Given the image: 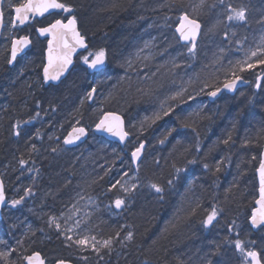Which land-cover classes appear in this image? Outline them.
<instances>
[{"label": "trees", "instance_id": "16d2710c", "mask_svg": "<svg viewBox=\"0 0 264 264\" xmlns=\"http://www.w3.org/2000/svg\"><path fill=\"white\" fill-rule=\"evenodd\" d=\"M59 2L75 9L79 30L86 38L90 50H94L101 43H106L103 49L108 59V67L104 73L90 76L77 60L73 73L60 86L45 89L40 82L39 91L48 97L50 111L44 113L38 105L33 104L30 106L29 118L25 119L19 116L24 97L21 96L18 88L21 80L23 82L32 75L33 71H41L45 47L40 46L41 42L35 43L28 55H32L30 61L24 63L25 60H19L11 69L7 67L8 50H0V173L6 166H15L17 163L19 164L17 168L25 164L27 166L26 148L29 144L37 146V152L42 150L44 137L41 133L44 130H38V126L35 125L43 114L48 115L47 121L52 122V126L56 128L58 136L56 140L59 141V146H62L64 137L73 126L92 128L104 113L121 114L127 132L131 135L130 144L134 143L135 135L128 127L130 118L136 116L141 118V114L148 106L147 97H141L132 86L128 88L120 85L118 89L112 91L113 97L105 101V92H108V89H101L100 82L105 77L116 83V79L120 80L132 73L126 70L128 64L123 63L124 60L130 62L131 56L137 51L138 47L134 48L136 46L134 43L139 38V25L155 19L161 22L163 27L172 29L176 26L179 17L187 13L196 17L206 30L208 25L217 23L216 14L220 13L222 16L220 22L222 28L220 32H215L212 49L204 51L198 48L194 56L188 52V49L177 56L178 48H184L176 43L172 30L167 31V41L172 48L163 50L161 55L158 53L157 61L161 60L162 64L166 65L167 72L169 71L172 77L178 72L179 74L185 72L186 79L189 77L194 79L192 90H188L185 97L198 93L205 84L213 86L206 91L213 90L215 86L222 88V82L230 65L227 60L245 51L250 38L255 37L258 27L264 26L262 23L264 0H224L223 4L218 3V0H206L203 8L200 7V0H178L175 4L172 0H59ZM154 5H157L160 11L149 13L152 12ZM228 5L235 8L244 7L247 21L228 22L226 19ZM194 10L203 13L196 15ZM52 20L35 23V26L45 27ZM135 26L137 30H134ZM17 36L14 34L13 37ZM36 46L41 49L38 54H36ZM222 50H227L226 53H222L224 60L222 59L219 64L211 65L212 54ZM164 71L161 63L159 67L144 69L147 79L150 80V86L144 92L151 90L149 102L154 103L156 112L161 111V105L165 108L171 105L174 111L155 124L150 123L143 131L142 139L138 140L146 144L141 164L144 168L141 169L140 166L139 171L136 172L138 180L142 182L141 193L134 192L129 197L118 194L122 180L134 173L130 161L131 149L127 147L122 150L98 138L95 139L96 145L90 144L89 141L80 149L69 152L72 154L83 148L89 149L86 171L83 172L79 166L72 164L69 157L62 159L64 166L60 167V172L52 173L54 169L48 171L47 184L54 197L48 198L40 209V212L47 215L42 218L37 216L21 218V220L26 219V222L20 227L30 224V229L35 230L34 235H31V231L23 236L22 228L18 229L21 236L17 234L14 230L15 224H7L3 214V219L0 221V241H3L0 243V252H7L10 255L7 261L0 258V264H9V262L24 264L23 257L33 253H39L47 264H55L59 261L70 264H94L83 261L84 258H92V256H80L75 248L67 247L47 226L50 217H58L69 208L72 201L71 194L76 188L78 191L81 188L89 189V193L94 198L103 197L102 202L109 205L115 203L117 198L123 199L124 205L132 199L131 207L124 210L118 218L102 215L97 222L98 238L100 240L116 238L118 250L126 235L129 232L133 234L131 242L121 248V257L117 259L115 255L111 257L106 254L100 255L101 264H170L169 261L175 258L177 247L172 248L169 245L162 236V229L168 214L173 212L170 205L173 206L178 202H191H187L188 206H181L189 230L198 238L208 241L211 250H215V253L219 252L222 258L227 257L232 264H240L234 250L235 240L246 239L251 240L253 244H259L256 235L251 234L248 220L257 198L255 173L264 146V81L261 82L260 90H255L257 75L264 76V70L258 67L238 73L243 77L242 80L246 81L247 86L234 97L220 92L214 103H210L205 94L198 95L199 97L188 103L169 99L181 87L182 81L171 80L172 78H169ZM92 88H95L96 92L89 98L88 93ZM99 93L103 94L104 98L97 95ZM36 111L39 113L38 116ZM17 121L20 122L19 127H16ZM182 122L192 123L195 131L192 128L182 127ZM173 129L175 131H172ZM170 131L172 134L168 136ZM17 132L19 135H16ZM30 136H33V139H28ZM165 136L167 140L161 144L160 140ZM229 136L231 139L225 145L223 141ZM197 141L200 145L199 151L196 150ZM231 149L232 154L229 153ZM149 151H154V156L147 161L146 152ZM252 155L255 159H252ZM164 158L168 159L164 161ZM192 159H195L196 163L189 164L188 161ZM22 160L23 164H21ZM205 164L208 165L207 168ZM29 165L32 166V163L29 162ZM217 165L220 167L219 172L216 171ZM250 167L252 172L244 176V172ZM176 168L185 170L177 173ZM169 181L172 183L170 184ZM151 183L161 186L163 192H155L150 187ZM251 191L254 199L250 206H246L242 201L243 196ZM36 193L39 191L37 185L33 184L29 194L26 195L27 201L34 199ZM6 197L9 200L10 193L7 189ZM7 208L9 207H6L5 211ZM213 208L217 210V224L210 232L205 229L203 221ZM193 209L195 213L199 211L200 213L192 215ZM219 229L222 230V235L218 237L219 248H215L211 244L213 242L216 244ZM117 233H119L118 237ZM232 246L234 254L231 250ZM191 255L184 256L185 261ZM194 257L199 261L202 255L197 252Z\"/></svg>", "mask_w": 264, "mask_h": 264}, {"label": "rangeland", "instance_id": "374dc122", "mask_svg": "<svg viewBox=\"0 0 264 264\" xmlns=\"http://www.w3.org/2000/svg\"><path fill=\"white\" fill-rule=\"evenodd\" d=\"M26 0H11L12 5H19L20 3H25ZM201 2V0H200ZM9 0H4V19H5V30L3 34V38L0 43V50L1 51H7L10 49L11 43L13 41V29L10 26L11 20L13 19L12 15V8L8 7ZM160 10L158 9L157 5L152 6V12L149 13H157ZM196 15H202L203 11L200 10H194ZM221 13L223 11H220ZM199 13V14H198ZM222 14H225L224 12ZM191 18H195L194 16H190ZM216 20L217 23L216 26L213 27L214 23L212 25H208L207 29L205 30L203 36H202V43L199 45V49H203L204 51H210L213 47L212 43L215 41V32L218 33L221 31V25L220 22H222V16L220 13L216 14ZM82 23L84 25V21L82 20ZM176 27V26H175ZM174 28H167L163 27L161 22H158L157 20L153 19L151 22L145 23L143 25L138 26L139 30V38L137 41H135V47L137 48V51L134 53L133 56H131L130 62H126L124 60L123 64H128L126 66V70H130L132 73L129 74L127 77H123L120 80L116 79V83L110 79L105 78V80L100 82V86H104L105 89H108V92H105L106 99L109 97H113L112 91L114 89H118L120 85H125L128 88L130 86L133 87V90L141 95V97H147V107L145 108L144 112L141 114V118L139 116H136L135 118H130L129 123V130L135 135V141L134 143L129 145V148L131 151L138 147V145L141 143V141H138L142 139L143 137V131L147 128V126L151 123L152 118L154 117L156 110L154 107V103H150V93L151 90H146L150 84V80L147 79V74L144 72V69H150L152 66H160V63L163 67V69L166 71V74L169 78H172L171 80H180L182 81V85L180 88H175L177 91H180L181 89H187L185 93L188 92V90H192L193 87V81L194 79H191L190 77L188 79L185 72L179 74H170L168 68L165 64H162V61H157L158 58V50L162 47V50L170 49L172 48L171 44L167 41V31H171L174 34ZM218 28V30H217ZM211 29V31H210ZM134 30H137V26L134 27ZM230 42L232 40V33L229 36ZM264 39V26L258 27L256 30V35L254 38H250V42L246 45L245 51L240 52L238 56L232 57L229 60H227L228 63L235 64L237 60H242L245 57V54L249 52L250 50H255L258 45L261 44V40ZM148 45V47H145V45ZM106 46V43H101L94 51L90 52H96L100 49H103V47ZM140 48V49H139ZM139 49V50H138ZM40 47L36 46V54L40 52ZM179 52L177 53V56L180 54V52L187 51L185 49L178 48ZM227 50L218 51L216 54H212V64L214 65V61L216 57H220V61L224 57L222 56V53H226ZM34 54V51H33ZM88 55V54H86ZM84 55V56H86ZM32 55L27 57V59H24V63H28L30 61ZM83 56V57H84ZM82 57V61H83ZM33 58V57H32ZM93 57H89V59H92ZM226 63V62H225ZM164 71V72H165ZM184 71V70H183ZM182 72V71H181ZM248 72V71H245ZM36 71H33L32 75L26 78L23 81V85L26 88V90L29 92L31 90L30 88L34 90H40L41 85L38 84L37 78H36ZM120 81V82H119ZM114 82V83H113ZM128 88H125L128 89ZM143 92V93H142ZM30 93V92H29ZM27 93L26 97H24V100L22 104L20 105V117H24L25 119H28L31 113V107L33 104L31 103L32 94ZM126 93H124L125 95ZM196 95V94H194ZM22 96V95H21ZM31 97V99H30ZM196 97H199L196 95ZM168 107V106H167ZM39 111V109H38ZM37 112V111H36ZM158 112H160L158 110ZM48 115L43 114L42 118L38 120L35 126H38V130L43 129L44 131L41 133L44 137V143L42 145V150H36L38 148L37 146H31L30 144L26 148V151L29 152L28 162L27 166L21 165L19 168L17 166L18 163L15 166H6L5 170L2 171L1 177L4 180V184L6 189L10 193V197L7 203L6 207H9L6 209L4 213V219L6 223L8 224H15L14 230L21 236V232L18 230L19 228H22L23 236L29 234L31 231V235H34L35 230L30 229V224H26L25 227H20L21 224L26 222V219L21 220L23 217H44L47 215V213L40 212V209L43 208V206L46 203V200L52 199L54 197L53 192H50L51 189L48 188L47 182L49 181L48 173L45 172L46 170H49L50 167L46 168L45 171H43V168L38 167L37 164H33L32 166L29 165V162H44L47 159H49L52 162L55 163V161H60L62 159H65L66 157H69L72 161V164L77 165L80 167L81 170L86 171L85 166H87V159L89 157V149L83 148L80 151L74 152L72 154L65 151L63 144L62 146H59V141H57L56 137V128L52 126V122L47 121ZM48 130V132H45ZM28 139H33V136H30ZM96 138H92L90 140V144L96 145ZM232 154V149L229 152ZM147 161H149L150 158L154 156V151L146 152ZM168 158L170 159V155H168ZM168 158H164V161ZM145 161V162H147ZM29 165V166H28ZM231 165V163H230ZM144 168V165L141 166V169ZM251 167L250 169H247L244 172V176L251 173ZM240 175V174H239ZM7 176V177H6ZM33 184L37 185L39 193H36L34 196V199H30L27 201L26 195L29 194L30 188L33 186ZM127 186L131 188L132 185H136L135 190L129 192L128 194H125L121 186ZM86 189V188H85ZM142 191V182L138 180L136 173H133L130 177L125 178L122 180L119 188H118V194L122 195L123 197H129L132 195V193L137 192L138 194ZM33 194V192L31 193ZM71 197V204L67 210H65L62 214H60L58 217H50L47 220V226L49 230L53 231L56 235L60 237V239L66 244L67 247H73L77 250L78 254L80 256L90 255L92 258H84L83 261L92 262L94 264H101V260L99 259L100 255L106 254L108 257L114 256L118 259L121 257V248L125 247V245L129 244L131 241L123 239L122 243H120V250H118L116 241L117 239H113V243L109 248H104L100 243L104 240H100L98 236L96 235V226L98 220L102 217V215H106L109 217L118 218L119 213H117L114 209L115 203L109 205L107 203L102 202L103 197L100 199L94 198L91 193H89V189L83 190L82 188L78 191L76 188L74 192H72ZM243 196V195H242ZM254 199L252 191L248 193L247 195L243 196V202L246 206H250L251 201ZM13 200H21V203L16 205V207L9 206L11 205V202ZM187 202H178L174 203L171 208L173 209V212L171 214H168V218L165 219L164 227L162 229V236L165 240L171 245V247H177V251L174 253L173 259L169 261L170 264H202L203 262H207L210 264H232L227 257L222 258L219 252L215 253V250H211V246L208 241L203 240L202 238H198L195 234H193L189 228L186 226V221L183 218L185 215V212L181 209V206H188ZM132 199H129L128 203L124 205L125 209L127 210L131 207ZM191 203V202H189ZM17 210V211H16ZM123 210V212H124ZM122 212V213H123ZM199 212H196L195 214H199ZM23 215V216H22ZM55 218L56 222L60 224V229L57 230L55 227V224L49 223V221ZM76 221H79L80 224L77 227ZM68 228H72L73 231L67 232ZM213 231V230H212ZM210 231V232H212ZM65 234L71 235L73 237V240L79 238H89L88 240V246L84 247L82 245H78L75 243H72L70 241H67L65 239ZM222 230L219 229L217 231V237H216V244L213 242L211 245H213L215 248H219L218 244V237H221ZM95 236L96 241H92L91 237ZM245 240H242V244L245 246ZM264 241L260 240L258 246L264 245ZM93 245L95 247L99 248V254H97L96 251H93ZM251 244H247V246H250ZM229 248V247H228ZM264 248V246H263ZM233 254V246L231 248ZM199 252L201 253L202 257L199 259H195V254ZM239 252V251H238ZM7 253V252H6ZM192 254V255H191ZM210 254V255H208ZM238 257L241 258V253H238ZM189 258L184 259V256H190ZM180 261V262H179Z\"/></svg>", "mask_w": 264, "mask_h": 264}, {"label": "snow or ice", "instance_id": "6c2138e0", "mask_svg": "<svg viewBox=\"0 0 264 264\" xmlns=\"http://www.w3.org/2000/svg\"><path fill=\"white\" fill-rule=\"evenodd\" d=\"M172 2L175 4L178 2V0H172ZM218 3L223 4L224 0H218ZM4 4V0H0V28L4 27V11L2 9V5ZM206 5V0H201L200 7L203 8ZM8 7L12 8L15 17L11 20V27L16 28L17 22L19 25H23L26 22L29 21L30 15L32 14V17L39 15L43 16L46 12H48L50 9H56V10H63L65 13H71L73 12V9L66 5L65 3L59 2V0H27L26 3H20L19 5H12L11 0H9ZM211 7H215V5H211ZM226 19L228 22H246L247 21V15H246V9L244 7L235 8L231 5L227 6V15ZM264 23V21H262ZM77 21L76 17L73 15L71 18L67 19V23L63 22L61 19H57L54 23L50 24L47 27L38 28L37 31L40 33L41 36H51L52 39L48 41V63L43 67V80L45 83H48L49 81H57L59 80L60 76L64 74L65 71H67L68 65L72 63L71 55L75 51L74 47H70L68 44V36L70 35L74 44L76 46H79L81 48H86L87 45L85 44V38L80 34V32L77 30ZM215 27V25L213 26ZM211 31V29H210ZM176 32L179 33L180 39L187 42L190 46L188 47V52L192 54L193 56L196 53L197 49V38L200 35L201 32V23L195 19L190 18V16L187 13L182 14L179 17V26L176 28ZM227 33H225V39H227ZM61 41L63 42V47L65 49H68V51L60 57H53V42L54 41ZM30 41L27 37H21L19 39H13L12 41V47H11V58L8 60L9 64H12L18 55L19 52L23 51L24 48H26L29 45ZM145 47H148L146 44ZM105 50L100 49L96 52H89L88 55L83 57V63L86 64L89 68L96 69L99 66H102L105 64ZM89 57H93L91 61L89 60ZM56 61H59L58 64H55ZM131 63V62H129ZM220 63V57H216L214 64ZM55 64V70L53 71ZM222 66V65H221ZM174 67H179V65H174ZM261 68L264 70V39L261 40V44L257 46L255 50H250L245 54V57L242 60H237L235 64L229 65L228 71L225 75V78L222 82V88L220 86H215L213 90L206 91L207 88H212L213 86L210 84H205L204 87L200 89L196 95L205 94L209 97H216L219 92L226 89L229 92L235 91L237 84L243 79L241 75L238 73H243L245 71L254 70L256 68ZM264 81V76L257 75V80L255 87L257 89L261 88V82ZM246 82V81H245ZM187 89H181L180 91H177L174 95L169 97V99L173 101H178L179 103H188L190 100H194L196 98V95H188L185 97V92ZM96 92L95 88H92L91 91L88 93V97L91 98L92 95ZM174 111V107L169 105L167 108L164 107V105H161V111L155 113L154 117L151 120L152 124H155L156 121L162 119L163 117L169 116ZM36 115L38 116L39 113L37 112ZM25 123H30V121H25ZM20 126V122L17 121L16 127ZM182 127L184 128H192L193 131H195V128L193 127L192 123L188 122H182ZM96 130L106 132L111 136L118 137L121 142H124V140L128 137L129 133L124 130L123 127V121L119 115H115L112 113H106L99 121V123L96 124ZM172 131H175L173 129ZM75 133L76 135H73ZM172 132L170 131L168 133V136H170ZM16 135H19V132L16 133ZM86 135L85 129L83 127L80 128H73L72 132L68 134V136L65 138L64 143L65 144H72L76 140H79L81 136ZM231 139V136H229L228 139H225L223 143L227 145L229 143V140ZM165 140H167V136L164 137V139L160 140L161 144L165 143ZM145 148V145L143 142H141L138 147L135 148L134 151H132L131 156L133 162H136L140 159L141 152ZM196 150H200L199 141H197L196 144ZM255 158V157H254ZM24 161H21V164H23ZM189 164L196 163L195 159L189 160ZM205 168L208 167L207 164L204 165ZM185 169L176 168V172L179 173L180 171H183ZM216 171H220L219 165L216 167ZM259 175H260V199L256 201L257 204L260 205L259 209L253 212L252 214V225L259 226L264 225V160H261L260 166H259ZM127 175V173H125ZM119 183V181H117ZM171 184L172 181H169ZM115 187V185H114ZM150 187L155 190L157 193H162L163 188L159 186L156 183H151ZM136 185H132L131 188L127 186H121L122 191L125 194H128L129 192L135 190ZM162 198V197H161ZM5 202V196L3 193V185L0 184V205H3ZM21 200H13L11 202L12 207H16V205L20 204ZM125 201L121 198H117L115 200V206L117 208H120L122 205H124ZM192 215L195 214V209L192 210ZM217 216V210L213 208V210L210 212V214L207 216V218L203 221L204 226L208 227L212 224L213 220L216 219ZM50 225L55 224V227L57 230L60 229V224L56 222L55 218H52L49 221ZM80 222L76 221L77 227L79 226ZM73 231L72 228H68L67 232ZM119 236V233H117V237ZM133 238V234L129 232L125 239L128 241H131ZM65 239L67 241H70L72 243L82 245L84 247L88 246V240L89 238H77L73 240V237L71 235L65 234ZM92 241H96V237H91ZM0 243H3V241H0ZM102 245L104 248H109L111 244L113 243L112 239H107L102 242H97ZM235 249L241 253V256L243 257L246 264L250 261V264H261L260 256L256 251L253 250H246L245 247L242 245L241 240L237 239L235 240ZM15 251V249H13ZM93 251H96L97 254H99V248L95 247L93 245ZM10 253L6 252H0V258L4 259L5 261L8 260V256ZM24 260L27 261V264H44V261L41 259L39 253H33L29 256H24ZM86 259V258H85ZM10 264V262H9ZM58 264H64V261H59Z\"/></svg>", "mask_w": 264, "mask_h": 264}, {"label": "water", "instance_id": "95a60500", "mask_svg": "<svg viewBox=\"0 0 264 264\" xmlns=\"http://www.w3.org/2000/svg\"><path fill=\"white\" fill-rule=\"evenodd\" d=\"M26 2H27V1H26ZM2 9H3V5H2ZM72 9H73V8H72ZM29 15H30V19H29V21L26 22L25 24H23V25H19V23L17 22V26H18L20 29L25 28L29 23H33V22H35V21H42V20H45V19H47V18H49V17H51V16H53V15H59V16H63L65 19H69V18H71V16L75 15V10L73 9V12H71V13H65V12H63V10L50 9V10H49L48 12H46L43 16L36 15V16L32 17V14H29ZM14 17H15V13H14V11H13V19H14ZM65 23H67V21H66ZM76 26H77V30L79 31L78 25H76ZM178 26H179V23H178L177 27H178ZM177 27H176V28H177ZM3 31H4V27H3V28H0V40H1V38H2ZM201 31H202V26H201ZM36 35H37V38H38V39H40V40H45V41L47 42V43H46L45 53H44V66H45V65H47V63H48V47H49V45H48V41L51 40L52 37H51V36H41L40 33H39L38 31H36ZM175 35H176V38H177V40L180 42L181 45H183V46H190L187 42H185V41H183V40L180 39L179 33L176 32V29H175ZM200 36H201V32H200V35H199L198 38H197V44H198V42H199V40H200ZM67 39H68V44H69V46L75 48V51H74V52L72 53V55H71L72 63H71L70 65H68L67 71H65L64 74L61 75L60 78H59V80H57V81H49L48 83H45L44 80H43V70H42V80H43V84H44V87H45V88H48V87H50V86L58 87L63 81H65V80L67 79V77H68V76L70 75V73L72 72V70H73V68H74V61H75V59H76L78 56H80L81 54H85L86 52H88V46H87L86 48H81V47H79V46H76V45L74 44V42H73V40H72V38H71L70 35L68 36ZM29 41H30V40H29ZM85 44H86V41H85ZM86 45H87V44H86ZM11 47H12V45H11ZM30 48H31V42L29 43V45H28L26 48H24L23 51H21V52L18 53V55H17V57H16V60H15L12 64H8V67H12V66L16 63L17 60H19V59H21L22 57L26 56L27 53L29 52ZM67 51H68V49H65V48L63 47V42H61V41H59V40L53 42V53H52V54H53V57H54V58H55V57L63 56ZM10 58H11V49H10L9 59H10ZM58 63H59V61H56V62H55V64H58ZM106 63H107V60H106V57H105V64H104V65L99 66V67H97L96 69H92V68H89V67L87 66V70H88V72H89L90 74H97V73H100V72H102V71L105 70V68H106ZM55 64H54L53 71L55 70ZM244 87H245V84H244L243 81L241 80V81L237 84V87H236V90H235V91L229 92V91H227L226 89H224V90H222V91H223L226 95L233 97V96H235V95L237 94V92H238L239 89L244 88ZM257 90H259V89H257ZM218 95H219V93L217 94V96H218ZM217 96H216V97H217ZM216 97H214V98H213V97H209V100L212 102L213 100L216 99ZM112 114L119 115V114H117V113H112ZM103 116H104V115H103ZM103 116H102V117H103ZM119 116H120V115H119ZM102 117H101V118H102ZM120 117H121V119H122V121H123V127H124V130L126 131L125 121H124V119H123L122 116H120ZM101 118H100V119H101ZM100 119H99V121H100ZM99 121H98V123H99ZM72 130H73V129H72ZM72 130H70V131L67 133V135L65 136V138L68 136V134H69L70 132H72ZM85 132H86V135L81 136L79 140H76V141H75L74 143H72V144H65L64 141H63V146H64V148H65L67 151H71V150L78 149V148H80L81 146L85 145V144L88 142L89 138L91 137V135L89 134L88 130L85 129ZM126 132H127V131H126ZM73 135H76V134L73 133ZM93 135H94V137L104 139L105 141L110 142V143H112V144H116V145H118L121 149H124V148L127 146V144L129 143L130 139H131L130 135H128V137L124 140V142H121V141L119 140L118 137L111 136V135H109V134L106 133V132L97 131V130H96V126H95L94 129H93ZM65 138H64V140H65ZM145 151H146V145H145V148H144V149L142 150V152H141L140 159H139L138 161H136V162H133V160H132V156L130 155V161H131V163H132V168H133L134 171H137L138 168H139V166L141 165V163H142V161H143V159H144ZM261 160H264V146H263V150H262V154H261ZM258 169H259V168H258ZM256 182H257V188H258V190H257V200H259V199H260V175H259V171H258V170H257V172H256ZM0 184L3 185V193H4V196H5V186H4V183H3V181H2L1 176H0ZM257 200H256V201H257ZM6 204H7V199H6V196H5V202H4V204H3V205H0V221L2 220L3 210H4V208L6 207ZM259 207H260V205L257 204V203L255 202L254 210L252 211L251 216H250V219H249V222H248V224H249V228L251 229L252 233H254V234H257V233H259L261 230L264 229V225H259V226H255V227L252 225V214H253L254 211H256L257 209H259ZM115 208H116V210H117L118 212H121L122 209H123V205H122L120 208H117V207L115 206ZM214 223H215V220H213V222H212L211 225H213ZM211 225H209V226H211ZM40 257H41V255H40ZM41 259L43 260L42 257H41ZM43 261H44V260H43ZM24 264H27V261H26V260H25ZM44 264H46L45 261H44ZM57 264H58V263H57ZM64 264H70V263H64Z\"/></svg>", "mask_w": 264, "mask_h": 264}, {"label": "bare ground", "instance_id": "6f19581e", "mask_svg": "<svg viewBox=\"0 0 264 264\" xmlns=\"http://www.w3.org/2000/svg\"><path fill=\"white\" fill-rule=\"evenodd\" d=\"M75 16V15H74ZM76 17V16H75ZM191 18V17H190ZM76 21H77V25H78V28H79V22H78V19L76 18ZM178 22H179V19H178ZM201 26H202V31H201V36H200V40H199V42H198V44H197V50H198V47H199V45H200V42H201V39H202V36H203V34H204V32H205V29L203 28V25L201 24ZM39 28H42V27H39ZM38 29V28H37ZM79 32H80V30H79ZM80 34L82 35V33L80 32ZM83 36V35H82ZM174 36H175V41H177L176 43L180 46V47H182V48H184V49H188V47L189 46H183V45H181L180 44V42L177 40V38H176V35H175V29H174ZM84 37V36H83ZM85 38V37H84ZM85 41H86V44H87V46H88V53L90 52V51H94V50H90V48H89V45H88V42H87V40H86V38H85ZM158 53H159V55H161L162 53H163V50H162V48H160L158 51H157ZM183 61H184V59H183ZM105 72V70L104 71H102V73H104ZM101 73V74H102ZM103 80H105V77L103 78ZM102 80V81H103ZM31 90H29V92L26 90V88L24 87V85H23V82H22V80H21V82H20V86H19V88H18V90H19V92H20V94L23 96V97H26L27 95V93H29V94H32V99H33V101L31 100V103L32 104H36V105H38V107L39 108H41L42 110H43V112L44 113H49V111H50V103L48 102L49 100H48V97L46 96V95H44L41 91H39V90H34V89H32V88H30ZM101 89H105V84H104V86H102V88ZM241 89H239L238 90V92L240 91ZM97 95H100L102 98H104V95L103 94H97ZM96 95V96H97ZM30 99H31V97H30ZM105 99V98H104ZM210 103H214L216 100H217V98L215 99V100H213L212 102L209 100V98L207 99ZM41 109H39V110H41ZM103 115H105V113L104 114H102L101 116H100V118L103 116ZM120 116H122L121 114H120ZM99 118V119H100ZM99 121V120H98ZM98 123V122H97ZM96 123V124H97ZM96 126V125H95ZM94 126V127H95ZM80 127H82V126H73L72 128H80ZM94 127H92V128H85V127H83L84 129H86V130H88V132H89V134L91 135V137H93L94 135H93V129H94ZM144 145H146V144H144ZM66 152H70V151H67V150H65ZM261 154H262V152H261ZM261 154H260V157H259V159H258V166H257V169H256V172H257V170H258V168H259V166H260V162H261ZM28 155H29V152H28ZM253 156V158L252 159H255L254 158V155H252ZM29 157V156H28ZM28 157H27V159H28ZM63 161V160H62ZM32 163V165L33 164H37L38 165V167H41V168H43L44 167V164L45 163H47L46 165H45V169L46 168H48V167H50V169L49 170H43V171H45V172H47L48 173V171H50V170H52V169H54L53 170V172L52 173H55V172H60L61 171V169H60V167H62V166H64V161L63 162H61V160L60 161H55V163L54 162H52L51 163V161L49 160V159H47L46 161H44L43 163L42 162H39V163H36L35 161L34 162H31ZM256 174V173H255ZM64 263H67V262H64Z\"/></svg>", "mask_w": 264, "mask_h": 264}, {"label": "flooded vegetation", "instance_id": "af4514ba", "mask_svg": "<svg viewBox=\"0 0 264 264\" xmlns=\"http://www.w3.org/2000/svg\"><path fill=\"white\" fill-rule=\"evenodd\" d=\"M50 19H53L52 20V22L50 23V24H52V23H54L57 19H61L63 22H66L67 20L63 17V16H59V15H53V16H51V17H49V18H47V19H45V20H43V21H47V20H50ZM35 23H37V22H33V23H30V24H28L25 28H23V29H20L18 26L16 27V28H12L13 29V36H14V34H15V36H16V34L18 35L17 37H15L16 39H19V38H21V37H27L29 40H30V42H31V49H33L34 48V44L35 43H39V42H41V44H40V46L41 45H44V47H45V49H46V41L45 40H39L38 38H37V35H36V31H37V28H36V26H35ZM49 24V25H50ZM49 25H47V26H49ZM47 26H45V27H47ZM4 30H5V27H4ZM34 32V33H33ZM34 34L33 35V37L31 36V34ZM3 38V37H2ZM15 38H13V39H15ZM2 40V39H1ZM1 42V41H0ZM11 47V46H10ZM31 52V50L29 51V53ZM44 52H45V50H44ZM29 53L25 56V57H23V58H21L20 60H24V59H27V57H29L28 55H29ZM9 55H10V49L8 50V57H7V67H8V60H9ZM44 55V54H43ZM84 55H86V54H83V55H81V56H79L78 58H77V60H79V64L82 66V67H84L85 69H86V64H84L83 63V61H82V57L84 56ZM90 61H91V59H89ZM17 62H18V60H17ZM16 62V63H17ZM41 71L39 72V71H37L36 73V78H37V82H38V84L40 85V82H41V84H42V86H43V80H42V70H43V67H44V56H43V62H42V64H41ZM87 72V71H86ZM88 73V72H87ZM91 76H98V75H91ZM44 87V86H43ZM256 239H258V241L260 242V240H262V241H264V230L263 231H261L259 234H257L256 235ZM264 243V242H263ZM250 246H247L246 245V247H245V249L246 250H253V251H256L258 254H259V256H260V260H261V263L262 264H264V248H263V246L264 245H260V246H258V244H253L252 242H251V240H250ZM243 245V244H242ZM244 246V245H243ZM234 250H235V253H236V257H237V261L240 263V264H242L243 262H244V264H246V262L244 261V259H243V257H241V258H239L238 257V251L235 249V245H234ZM248 264H250V261L248 262Z\"/></svg>", "mask_w": 264, "mask_h": 264}]
</instances>
